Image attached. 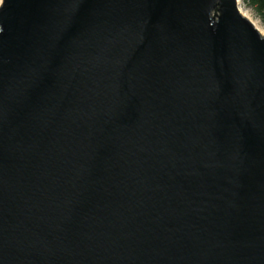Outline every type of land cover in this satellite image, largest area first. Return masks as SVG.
Wrapping results in <instances>:
<instances>
[{"label":"water","instance_id":"water-1","mask_svg":"<svg viewBox=\"0 0 264 264\" xmlns=\"http://www.w3.org/2000/svg\"><path fill=\"white\" fill-rule=\"evenodd\" d=\"M0 264H264L238 0H1Z\"/></svg>","mask_w":264,"mask_h":264},{"label":"rangeland","instance_id":"rangeland-1","mask_svg":"<svg viewBox=\"0 0 264 264\" xmlns=\"http://www.w3.org/2000/svg\"><path fill=\"white\" fill-rule=\"evenodd\" d=\"M238 8L242 12L246 13L252 19V21L256 23L259 28L264 32V21L258 18L255 12L250 7H248L243 0H238Z\"/></svg>","mask_w":264,"mask_h":264},{"label":"trees","instance_id":"trees-1","mask_svg":"<svg viewBox=\"0 0 264 264\" xmlns=\"http://www.w3.org/2000/svg\"><path fill=\"white\" fill-rule=\"evenodd\" d=\"M264 21V0H243Z\"/></svg>","mask_w":264,"mask_h":264},{"label":"bare ground","instance_id":"bare-ground-1","mask_svg":"<svg viewBox=\"0 0 264 264\" xmlns=\"http://www.w3.org/2000/svg\"><path fill=\"white\" fill-rule=\"evenodd\" d=\"M241 11V10H240ZM241 13H242V15H244L245 17H247L251 22H253L252 21V19L246 14V13H244V12H242L241 11ZM254 23V22H253ZM254 25H255V27L261 32V33H264L260 28H259V26L256 24V23H254Z\"/></svg>","mask_w":264,"mask_h":264},{"label":"built area","instance_id":"built-area-1","mask_svg":"<svg viewBox=\"0 0 264 264\" xmlns=\"http://www.w3.org/2000/svg\"><path fill=\"white\" fill-rule=\"evenodd\" d=\"M0 3H1V0H0ZM259 18V17H258Z\"/></svg>","mask_w":264,"mask_h":264}]
</instances>
